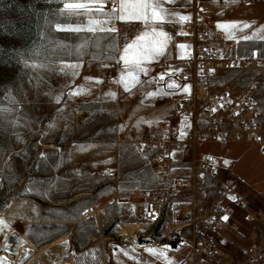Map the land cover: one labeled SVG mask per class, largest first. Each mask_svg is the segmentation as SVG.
<instances>
[{
    "label": "rangeland",
    "instance_id": "obj_1",
    "mask_svg": "<svg viewBox=\"0 0 264 264\" xmlns=\"http://www.w3.org/2000/svg\"><path fill=\"white\" fill-rule=\"evenodd\" d=\"M61 7L62 0H0V109L9 110L0 114V218L8 224L6 228L0 226V264H124V260L131 264L145 260L148 249L162 250L168 259L171 251L162 248L166 241H159L157 232L142 222L136 198L137 191L156 187L153 141L166 125H159L157 136L153 137V121L149 120L153 97L147 95L153 88H143L135 96L136 89L127 93L122 85L115 83L121 73L98 71L91 39H88L89 72L78 70L74 78L66 77L60 71L61 65L78 63L82 55L77 60L74 49L73 54H69L68 49L61 51L57 45L75 46L86 38L57 31V23L65 22ZM83 22H87V17ZM49 49H55L56 54L50 55ZM179 57L164 62L162 68L168 72L162 74L164 80H159L160 84L165 86L169 78L175 81L173 75L178 71ZM34 64L46 67H31ZM141 78L142 82H153V71L147 76L141 74ZM81 88L84 89L81 94L70 96ZM112 92L115 98L109 95ZM57 96L59 103L55 100ZM135 106H140L141 111H135ZM134 122L142 126V134L117 133L119 128L134 127ZM108 144L127 147L126 169L137 166L142 182L131 185L126 178L120 188L127 200L125 216L101 231L91 246L75 252V249L61 251L45 238L55 229L53 211L70 208L74 195L94 190L89 172L98 161L103 167L102 176L112 174L104 169L105 163L112 159L110 151L102 150ZM95 145L101 146L95 148ZM210 146L208 142L202 143L197 146V152H208ZM238 147L241 157L233 174L241 171L247 177V184L255 180L260 185L264 154L251 144ZM253 223L247 230H241L248 238L247 243L259 238L263 230L260 222ZM134 226L140 233L132 243L130 230ZM28 239L35 243L29 244ZM234 242L246 244L237 238ZM143 244L149 247L142 250ZM177 245L179 255L184 258L180 263L189 264L185 259L189 252L187 245L183 241H178ZM232 248L227 257H223L225 264L240 260L237 250Z\"/></svg>",
    "mask_w": 264,
    "mask_h": 264
},
{
    "label": "built area",
    "instance_id": "obj_2",
    "mask_svg": "<svg viewBox=\"0 0 264 264\" xmlns=\"http://www.w3.org/2000/svg\"><path fill=\"white\" fill-rule=\"evenodd\" d=\"M104 26L118 29L119 47L138 33L124 31L121 22ZM174 43L185 48L180 50L173 78L179 85L177 91L188 89L180 99L177 118L189 121L191 128L188 134L176 138L170 127L163 125L153 141V171L161 187L137 191L136 198L142 222L157 232L159 241L179 238L190 249L189 264H214L225 255L216 237L227 228L238 230L237 224L222 217L232 218L237 211L245 210L246 204L240 192L219 180L217 160L209 153H198L197 146L205 142H244L264 154V107L258 98L264 86V54L242 62L237 41L225 37L206 18L181 23ZM222 68L248 69L255 75L238 92L231 87L213 90L212 80ZM186 147L191 151L189 161L174 163L173 153ZM174 164L183 170L175 172ZM205 193L214 194L213 198L207 201ZM230 196L238 199L232 201ZM245 220L260 222L263 230L253 243H232L240 256L235 264H264V212L246 213Z\"/></svg>",
    "mask_w": 264,
    "mask_h": 264
},
{
    "label": "crops",
    "instance_id": "obj_3",
    "mask_svg": "<svg viewBox=\"0 0 264 264\" xmlns=\"http://www.w3.org/2000/svg\"><path fill=\"white\" fill-rule=\"evenodd\" d=\"M106 5L103 11L107 13V17H101L103 19L111 18V24L114 25L118 21L114 19V14L110 12L107 7L108 0H104ZM166 9L172 11L173 14L166 17L165 22L157 27V30H163L171 37L168 47L165 49V56L160 57L158 60H154L152 63L147 64L146 67L150 71H153V82L152 80L144 84L142 87L138 86L139 91H134L140 93L143 88H153V92H160L163 89V92L166 95H158L153 97V108L152 115L149 119L153 121V137L157 136L158 126L166 124L172 130L173 135L176 138H181L190 132V122L189 121H180L177 118V110L181 97L184 95V91H177L176 88L169 89L167 87L168 83L175 81L171 78L167 79L165 86L160 84V76L168 72L167 69L162 68L164 62L171 59L177 58L180 55L181 48L174 43V37L178 29L179 24L189 21L193 17L196 18H206L211 20L216 29H218L225 37L227 35L225 32L217 27L220 24H236L237 26H242L243 24H249L251 27L248 29L234 30V38L238 42V52L240 59L246 58H258L264 54V38H256V34L260 32L261 28H264V0H238L235 4H225L224 0H196L195 3L191 0H175L174 3H165L163 5ZM99 15V14H98ZM179 16H186L189 19L178 22ZM140 31L150 30L145 28L141 23L139 25ZM139 34V33H137ZM84 35L86 40H93L92 55L96 58L97 70L98 71H112L114 74L121 73L122 62L117 64L116 61L119 59V56L122 55V47L118 46L116 33L108 35L107 33H81ZM264 37V33H260ZM245 36H253L252 40H246ZM228 38V37H227ZM135 39V37H133ZM89 41V40H88ZM98 44L99 46H96ZM86 58L84 59L83 55L78 62L80 64L79 72H89L90 64L87 56L90 55L88 52V47L85 49ZM252 73L243 69H232L226 70L223 69L219 72L217 78L212 80V89L215 90L219 87H234L236 92L240 91L246 86L250 81ZM142 80V78H141ZM137 96V95H135ZM258 98L260 99V106L264 107V86L258 92ZM137 103V101L134 100ZM135 111H141L140 106L134 107ZM140 125L141 124V116ZM134 127H128L129 131L127 132L126 128H119L117 133L120 135H140L142 134V126L139 125V122H134ZM160 135V134H159ZM210 143V142H208ZM211 146L208 152L216 160L219 168L218 178L219 180L231 185L234 189L240 192L245 199V210L237 211L235 215L229 219L230 224H237L239 230H231L227 228L223 233L216 237V242L218 247L222 249L225 255L230 253L232 248V243L234 238L244 241V243L249 244L258 240L254 239L252 242H248L245 235L241 232L243 229L247 230V227L250 224H255L253 222L245 220L246 213H253L256 210L264 212V175L261 176L262 183L258 185V181L255 180L250 182L247 181V177L244 176L243 172H239L235 175L233 174L234 170L237 167V162L241 157L239 153V143H210ZM101 145H95V148H98ZM126 146H119L114 144H108L103 147V151H110L112 155L111 160L105 163V168L112 172L109 177L102 176L103 167L98 165H93V168L90 173V182L93 184L94 190L86 193H77L73 196L74 202L71 204L70 208H59L54 210L53 213L56 216L55 219V229L52 233H48L45 238H48V241H53L54 245L62 249H67L72 251V249H87L89 246L94 243L97 239L99 233L106 229L107 226H111L125 216L126 212V198L122 190L120 189L122 185L125 184L126 178L127 182L131 185L141 184L142 180L140 177L139 168L131 167L126 169ZM198 148V147H197ZM190 148L186 147L183 152H174L172 155L173 162H184L187 163L190 158ZM98 160H100L98 158ZM185 165V169L187 168ZM181 168V167H180ZM173 169L175 172L183 170L179 169L177 164H174ZM241 175V176H240ZM119 181V182H118ZM214 183V181H210ZM156 187L152 189H158L161 187V184L155 177ZM97 189V190H95ZM214 195V194H213ZM213 195L210 193H205V198L207 201L213 198ZM42 232V231H40ZM39 232V233H40ZM136 233V238L140 233V229L137 226H134L130 230V241L133 233ZM262 230L259 233L261 234ZM132 240L133 243L136 241ZM41 241V239H38ZM28 243H35L34 241L28 239ZM131 241V242H132ZM178 241H181L179 238L174 239L171 242L164 244V250L171 251L169 258L167 260L161 258L159 260L151 257V254L146 250L147 258L141 261H134L131 264H167V261H171V264H181L184 259L178 253L177 245ZM142 250L148 248L146 244H143ZM188 247V246H187ZM55 251L56 252V249ZM160 249V247H158ZM189 249V247H188ZM157 250V249H156ZM157 252H159L157 250ZM190 252V249H189ZM185 259L188 262V255ZM58 253V252H57ZM224 255V258L227 257ZM224 258H221L214 262V264H221L224 262ZM178 259V260H177ZM182 259V260H181ZM123 261V260H122ZM127 262V261H126ZM125 260L123 261L126 264ZM189 263V262H188ZM203 264H210L208 261H204Z\"/></svg>",
    "mask_w": 264,
    "mask_h": 264
},
{
    "label": "snow or ice",
    "instance_id": "obj_4",
    "mask_svg": "<svg viewBox=\"0 0 264 264\" xmlns=\"http://www.w3.org/2000/svg\"><path fill=\"white\" fill-rule=\"evenodd\" d=\"M174 3L175 0H108L107 7L111 13L114 14V19L121 22L124 26V31L137 32L139 34L135 35V39L126 43L122 47V55L116 61L117 64L122 62V70L118 80L115 81L116 84L122 85L123 90L127 93H131L133 89L139 91L138 86L142 87L143 83H148V81H141V74L147 76L149 74V68L146 67L147 64L152 63L154 60H158L160 57L165 56V49L168 47L171 37L167 32L163 30H157V27L165 22L166 17L173 14L171 10L166 9L163 5L165 3ZM238 0H224V3L235 4ZM104 0H62V7L60 8V13L64 17V24L57 23L56 29L60 32H67L73 34L81 33H107L108 35L115 34L118 29L115 26L105 27V24H111V18L101 19V17H107V13L103 11L105 8ZM99 13V15H92V13ZM87 17V22H83V18ZM189 19L186 16H179L178 22H182ZM80 20L79 23H76ZM143 24L145 28L150 30L140 31L139 25ZM217 27L225 32L229 39L234 38V30L248 29L251 26L249 24H243L242 26H237L236 24H220ZM264 33V28L260 29V32L256 34V38H264L260 35ZM253 36H245L246 40H252ZM88 40H83L82 43L75 46L72 45H57L61 51L64 49L69 50V54L76 55L77 60L80 56L85 54L84 50L89 45ZM96 46H99L96 44ZM181 49L185 48V45L181 44L179 46ZM50 55H55V49H49ZM34 55H39V53L34 52ZM33 68H45V64L31 65ZM80 67L79 63H68L63 64L60 67V71L64 73L66 77L74 78L78 74V69ZM160 80H164V76H160ZM100 83V81H97ZM167 87L169 89L178 88L174 82L168 83ZM84 91L81 88L79 91H73L70 96H77ZM185 92L188 91L187 88L184 89ZM112 98H115V93H109ZM148 96L156 97L158 95H166L163 89L160 92H148ZM57 103L60 101V97H55ZM9 111L8 109H0V114ZM81 150H85L81 148ZM232 201H236L238 197L230 196L228 197ZM224 221H228V216H223ZM0 226L8 227L7 222L0 218ZM148 252L153 256H160L167 260L165 253L161 250L157 252L156 249H148ZM167 264H171V261H167Z\"/></svg>",
    "mask_w": 264,
    "mask_h": 264
},
{
    "label": "bare ground",
    "instance_id": "obj_5",
    "mask_svg": "<svg viewBox=\"0 0 264 264\" xmlns=\"http://www.w3.org/2000/svg\"><path fill=\"white\" fill-rule=\"evenodd\" d=\"M136 235H137V234L134 232L133 235L131 236V241H132V240H135ZM132 243H133V241H132Z\"/></svg>",
    "mask_w": 264,
    "mask_h": 264
}]
</instances>
